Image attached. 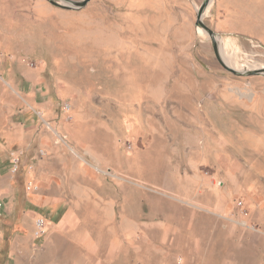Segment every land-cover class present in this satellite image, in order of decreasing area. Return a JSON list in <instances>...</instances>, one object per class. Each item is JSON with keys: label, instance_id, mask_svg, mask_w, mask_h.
<instances>
[{"label": "rangeland", "instance_id": "374dc122", "mask_svg": "<svg viewBox=\"0 0 264 264\" xmlns=\"http://www.w3.org/2000/svg\"><path fill=\"white\" fill-rule=\"evenodd\" d=\"M203 1L0 0V264H264V73L199 24L264 68V0Z\"/></svg>", "mask_w": 264, "mask_h": 264}, {"label": "water", "instance_id": "95a60500", "mask_svg": "<svg viewBox=\"0 0 264 264\" xmlns=\"http://www.w3.org/2000/svg\"><path fill=\"white\" fill-rule=\"evenodd\" d=\"M50 3H52L55 6L61 7V8H65V9H80L82 7H84L90 0H48ZM209 1L210 0H204L199 8L198 11V18L201 16V13L203 11V9H205L208 5H209ZM199 24L208 32V34L211 36V40H212V47H213V51L214 54L218 60V62L221 64V66L223 68H225L226 70L237 74V75H253V74H260V73H264V68L260 67V68H256V69H245V70H236L234 68H232L231 66H229L223 59V57L221 56V50H220V45L219 42L217 41V38L215 36V33L212 29H210L209 27H207L204 23H202L201 21L199 22Z\"/></svg>", "mask_w": 264, "mask_h": 264}, {"label": "built area", "instance_id": "2783aa9c", "mask_svg": "<svg viewBox=\"0 0 264 264\" xmlns=\"http://www.w3.org/2000/svg\"><path fill=\"white\" fill-rule=\"evenodd\" d=\"M35 227H36V234L40 235L42 234L44 231H42V227H43V220L42 219H37L35 222ZM38 229V231H37Z\"/></svg>", "mask_w": 264, "mask_h": 264}, {"label": "bare ground", "instance_id": "6f19581e", "mask_svg": "<svg viewBox=\"0 0 264 264\" xmlns=\"http://www.w3.org/2000/svg\"><path fill=\"white\" fill-rule=\"evenodd\" d=\"M211 2H212V0L209 1V5L211 4ZM209 5H208V6H209ZM217 39H218V41L220 42V39H219L218 37H217ZM219 45H220V44H219ZM222 56L224 57L225 55L222 53ZM226 63H227V62H226ZM227 64H228V63H227ZM228 65H229V64H228ZM229 66H230V65H229ZM234 69H235V68H234ZM243 70H245V69H243Z\"/></svg>", "mask_w": 264, "mask_h": 264}]
</instances>
